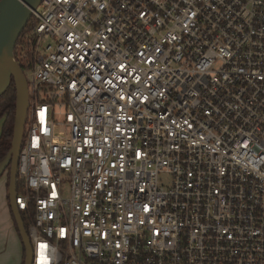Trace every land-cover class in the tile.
<instances>
[{
    "label": "built area",
    "instance_id": "1",
    "mask_svg": "<svg viewBox=\"0 0 264 264\" xmlns=\"http://www.w3.org/2000/svg\"><path fill=\"white\" fill-rule=\"evenodd\" d=\"M32 19V264H264V0H42Z\"/></svg>",
    "mask_w": 264,
    "mask_h": 264
},
{
    "label": "water",
    "instance_id": "2",
    "mask_svg": "<svg viewBox=\"0 0 264 264\" xmlns=\"http://www.w3.org/2000/svg\"><path fill=\"white\" fill-rule=\"evenodd\" d=\"M42 0H0V98L12 81L16 88V113L11 149L0 162V178L9 172V201L25 250L24 264H32L33 250L22 215L17 208L19 159L29 112V87L26 76L16 60L18 41Z\"/></svg>",
    "mask_w": 264,
    "mask_h": 264
},
{
    "label": "crops",
    "instance_id": "3",
    "mask_svg": "<svg viewBox=\"0 0 264 264\" xmlns=\"http://www.w3.org/2000/svg\"><path fill=\"white\" fill-rule=\"evenodd\" d=\"M4 125L0 121V136ZM9 174L0 178V264H24V246L12 216L9 201Z\"/></svg>",
    "mask_w": 264,
    "mask_h": 264
},
{
    "label": "trees",
    "instance_id": "4",
    "mask_svg": "<svg viewBox=\"0 0 264 264\" xmlns=\"http://www.w3.org/2000/svg\"><path fill=\"white\" fill-rule=\"evenodd\" d=\"M33 25H34L33 19H31L27 28L24 30L23 34L21 35L17 46H20L22 44L24 36L30 31ZM16 94L17 93L15 88V83L14 81H12V84L10 85L8 90L0 98V120L4 119L2 134L0 136V162L6 157L9 150L11 149V142L13 138V130L15 124L16 96H17ZM9 179H10V175H9ZM22 183H23L22 180L18 178L19 191L21 190ZM21 215L25 224V228L28 229V226L32 223L34 217L33 215L29 217L26 213L23 212ZM24 258H25V250H24Z\"/></svg>",
    "mask_w": 264,
    "mask_h": 264
},
{
    "label": "rangeland",
    "instance_id": "5",
    "mask_svg": "<svg viewBox=\"0 0 264 264\" xmlns=\"http://www.w3.org/2000/svg\"><path fill=\"white\" fill-rule=\"evenodd\" d=\"M0 121L3 122V119H1ZM163 183H166L167 185H169L171 183V178L169 176H163ZM65 195H66V197L69 196V188H66Z\"/></svg>",
    "mask_w": 264,
    "mask_h": 264
},
{
    "label": "flooded vegetation",
    "instance_id": "6",
    "mask_svg": "<svg viewBox=\"0 0 264 264\" xmlns=\"http://www.w3.org/2000/svg\"><path fill=\"white\" fill-rule=\"evenodd\" d=\"M18 50H19V46H17L16 48V51H15L16 55H17Z\"/></svg>",
    "mask_w": 264,
    "mask_h": 264
}]
</instances>
